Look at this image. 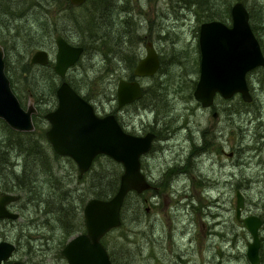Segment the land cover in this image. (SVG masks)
Instances as JSON below:
<instances>
[{
	"label": "rangeland",
	"instance_id": "obj_1",
	"mask_svg": "<svg viewBox=\"0 0 264 264\" xmlns=\"http://www.w3.org/2000/svg\"><path fill=\"white\" fill-rule=\"evenodd\" d=\"M209 1L201 5L196 2L186 4L182 0L131 1L139 21L144 24L142 33L153 40L160 58L159 69L151 76L140 78L146 93L135 102L117 108L115 85L117 79L126 76L130 69L111 53L105 55V49L101 53L85 54L80 63L68 70L73 81L82 86L80 92L99 114L115 113L130 132L140 134L153 130L156 133L151 149L141 157V169L152 181V187L127 195L124 220L107 238L108 244H117L120 264H202V256L203 264H214L207 262L212 250L207 246L211 242L236 255L229 256L226 264H246L239 253L245 249L244 239H248V234L241 221L234 223L232 219L234 188L243 193L244 212L264 216L262 69L254 68L246 75L252 95L250 101H244L239 94L225 100L216 96L210 107H202L192 94L199 73V25L208 18L209 7L212 11H223L226 16L228 1L232 4L235 0ZM241 1L251 13L250 25L254 24L260 46L264 47V0ZM230 21L231 17L227 23ZM143 43H140L141 55ZM48 49L53 62L55 44ZM108 85L114 95L106 93ZM24 86L21 84L22 104L27 106L33 99L27 95ZM213 111H217L216 116ZM47 126L44 118L43 130ZM230 151L231 155L228 154ZM117 167L122 170L121 165ZM61 169H71L68 159L61 160ZM77 173L76 169L72 186L85 184L81 181L85 177L77 178ZM138 201L142 210L136 208ZM13 210L18 211V208ZM33 214L20 215L16 224L0 222V236L20 235L21 224L35 218ZM221 219L224 221L217 222L218 225L229 226H225V235L221 236L225 241L218 240L219 243L203 234L200 222L209 223L216 229V221ZM229 223L233 224L236 235L228 233ZM238 236L239 244L235 249H228L226 246L232 240L225 246L226 239ZM103 238L102 243L106 240ZM29 239L22 237L12 258L4 264H11L14 259H20L24 264H67L60 253L62 246L57 247L54 240L49 239L42 245L41 237L31 235ZM33 243L37 249L29 254L27 250Z\"/></svg>",
	"mask_w": 264,
	"mask_h": 264
},
{
	"label": "trees",
	"instance_id": "obj_2",
	"mask_svg": "<svg viewBox=\"0 0 264 264\" xmlns=\"http://www.w3.org/2000/svg\"><path fill=\"white\" fill-rule=\"evenodd\" d=\"M131 1L86 0L75 6L69 0H0V44L5 51L6 73L21 102L24 100L21 84H24L27 95L43 107L40 112L34 114L35 129L31 131L16 130L0 118V191L19 195L16 205L19 217L28 216V213L33 211L36 215L21 224L23 227L20 235L1 236L7 239L15 238L16 241H13L17 248L22 237L29 241L31 235L43 238L42 245L52 239L57 247H63L71 235L85 230L82 214L84 203L90 197L106 198L113 194L122 171L117 167L121 165L119 162L106 154H99L82 175L85 178L81 181L85 184L72 186L74 171L77 169L74 160L67 155L57 154L52 149L42 127L46 106L52 108L56 104L55 89L61 78L53 70L51 60L43 65L31 64L30 56L36 49L50 48L55 35L60 34L69 42L83 46V52L75 64L80 63L85 54L101 53V50L105 49V55L108 52L113 56L117 55L129 67L130 70L124 77L131 79L134 77L132 71L135 63L141 56L140 43L152 40L150 36L145 37L142 33L144 24L139 21L138 12L130 4ZM182 1L186 4L196 2L197 5L206 2ZM230 3L231 1H228L226 6V16L223 11H212L209 7L207 20L217 17L228 22ZM249 16L252 18L250 12ZM251 27L255 33L254 24ZM261 49L264 54L263 45ZM258 68L264 73L263 67ZM66 80L84 97L80 92L82 86L73 81L72 74L66 75ZM105 89L108 95H114L111 85ZM145 93L146 90L143 96ZM63 158L68 159L71 169H61ZM131 193L134 191H129L127 195ZM124 202L125 199L120 210L121 223L125 217ZM141 207L138 201L136 208L142 210ZM17 219L9 218L5 222L13 223ZM120 225L103 235L106 239L103 244L114 264H120L117 258L119 248L115 242L108 244L110 240L107 241V238L110 233L118 230ZM48 231L50 232L46 236ZM36 249V243H33L27 252L31 254ZM29 257L31 258L30 255Z\"/></svg>",
	"mask_w": 264,
	"mask_h": 264
},
{
	"label": "water",
	"instance_id": "obj_3",
	"mask_svg": "<svg viewBox=\"0 0 264 264\" xmlns=\"http://www.w3.org/2000/svg\"><path fill=\"white\" fill-rule=\"evenodd\" d=\"M86 0H69L72 5H81ZM230 23L214 18L200 23L198 47L200 52L199 73L193 88V97L201 106L213 103L219 93L229 98L240 93L244 101L251 100L246 75L255 67L264 68V54L250 22L249 12L242 1L230 6ZM55 51L52 68L61 78L55 89L56 104L45 112L48 121L45 136L52 149L71 157L78 169L77 177L89 169L98 154H106L122 165L118 186L106 198L90 197L83 205L85 230L71 235L60 249L67 264H114L101 237L120 225V210L129 191L140 193L151 187V182L141 169L140 157L151 146L154 132L143 135L125 130L113 113L99 115L91 102L86 100L65 79L67 69L74 65L83 52V46L74 44L57 34L54 37ZM144 53L133 68L134 78L120 77L115 86L118 107L131 103L143 95L139 77L153 75L160 66L158 52L152 40L144 42ZM50 54L45 48L35 50L31 63L46 64ZM33 103L24 106L14 91L5 70L4 48L0 44V118L10 127L31 131L35 129ZM19 198L15 193L0 194V218L15 219L19 212L8 207L10 201ZM243 195L236 191V217L243 207ZM243 225L251 234L246 255L251 264H260L258 228L261 218L255 214L241 217ZM17 245L12 240L0 241V264L12 258ZM12 264H24L15 259Z\"/></svg>",
	"mask_w": 264,
	"mask_h": 264
},
{
	"label": "flooded vegetation",
	"instance_id": "obj_4",
	"mask_svg": "<svg viewBox=\"0 0 264 264\" xmlns=\"http://www.w3.org/2000/svg\"><path fill=\"white\" fill-rule=\"evenodd\" d=\"M54 44H55V40H54ZM55 48H56V46H55ZM37 50V49H36ZM48 52H49V54H50V51H49V49H46ZM32 55V54H31ZM30 58H31V56H30ZM4 59H5V51H4ZM51 60V59H50ZM31 63V62H30ZM31 64H41V63H31ZM47 64V63H46ZM53 64V63H52ZM43 65V64H42ZM6 66V65H5ZM73 66V65H72ZM72 66H70L68 69H67V71H66V74H65V79H66V75H68V70L72 67ZM255 68H257V67H255ZM5 70H6V67H5ZM250 72V71H249ZM132 78H134V77H132ZM140 78H142V77H139L138 79H139V81H140ZM246 80H247V78H246ZM140 83H141V81H140ZM247 84H248V81H247ZM142 85V84H141ZM248 86H249V84H248ZM250 90V89H249ZM235 94H239L240 95V93H235ZM235 94H233V95H235ZM232 95V96H233ZM216 96H220V97H222L219 93H216L215 94V96H214V98L216 97ZM241 97V96H240ZM230 98V97H229ZM251 98H252V95H251ZM57 99V98H56ZM86 99V98H85ZM226 98H224V97H222V100H225ZM86 100H88V99H86ZM57 101V100H56ZM89 101V100H88ZM135 101H137V100H135ZM135 101H133V102H135ZM214 101V100H213ZM33 102V104H34V106L36 107V109H37V111L36 112H34L33 113V116H34V114L35 113H37V112H40L42 109H43V107H42V105L40 106V105H38V103H36L35 101H32ZM90 102V101H89ZM132 103V102H131ZM92 104V103H91ZM128 104H130V103H128ZM213 104V103H212ZM211 104V105H212ZM93 105V104H92ZM117 105V104H116ZM210 105V106H211ZM123 106H125V105H123ZM123 106H121V107H123ZM210 106H207V107H210ZM51 107V106H50ZM93 107H94V105H93ZM121 107H118L117 106V108H121ZM203 107V106H202ZM52 108H54V106L52 107ZM52 108H49V109H46L45 108V112H47L48 110H50V109H52ZM94 109H95V107H94ZM95 111H96V109H95ZM45 112H44V114H45ZM97 112V111H96ZM108 113H110V112H108ZM111 113H113V112H111ZM44 114H43V117L45 118V116H44ZM97 114H99L98 112H97ZM104 114H106V113H104ZM104 114H99V115H104ZM114 115H115V117H116V114L115 113H113ZM217 115V111H213V116H216ZM117 118V117H116ZM45 120H46V118H45ZM118 120V119H117ZM47 121V120H46ZM48 122V121H47ZM119 122V121H118ZM120 123V122H119ZM120 125L123 127V125H122V123H120ZM48 127V126H47ZM124 128V127H123ZM125 129V128H124ZM125 130H127V129H125ZM128 131V130H127ZM148 131H152V132H154L153 130H147V131H145L144 133H140V135H143V134H145L146 132H148ZM130 132V131H129ZM135 134H139V133H135ZM154 137H153V139H152V142H151V146H150V149H151V147H152V144H153V141H154V139H155V136H156V133L154 132ZM149 149V150H150ZM148 150V151H149ZM147 151V152H148ZM221 151L223 152L224 150L223 149H221ZM146 152V153H147ZM231 151L230 152H228V154L229 155H231ZM58 154V153H57ZM61 155V154H60ZM99 155V154H98ZM144 154H142L141 155V157L143 156ZM141 157H140V163H141ZM0 158H1V156H0ZM16 162H18L17 160H16ZM78 170V169H77ZM149 181L151 182V187H152V181L149 179ZM235 190H234V194H235V202H234V205H233V210H234V217L232 218L233 219V221H234V223L236 222L235 220H238V221H241V217L242 216H245V215H249V214H254V213H251V212H244L243 211V207H242V209H241V214H240V217L239 218H237L236 217V209H235V203H236V191L237 190H240L239 188H234ZM240 192H241V190H240ZM2 193H6V192H4V191H0V194H2ZM12 193V192H11ZM242 193V192H241ZM242 195H243V193H242ZM17 200L18 199H16V200H13V201H10L7 205H8V207L10 208V209H12L13 210V208L14 207H16L17 208ZM243 203H244V196H243ZM244 206V205H243ZM17 211V210H16ZM255 215H257V214H255ZM260 218H261V225L259 226V228H258V235H259V240H260V244H259V248H258V255H259V262H260V264H264V216L262 217V216H260V215H258ZM19 217V216H18ZM17 217V218H18ZM7 219H9V218H0V222H5ZM227 220H231L230 218H227ZM222 221H224L223 219H221V220H219V221H216V223L218 222V223H220V222H222ZM242 222V221H241ZM218 223H217V226H218V228H216V229H214L213 228V225H211V224H209V223H204L203 221H201L200 222V229H201V231L203 232V234H207V236H209V237H211L210 239H216V241H218V240H222L223 242L225 241V240H223V239H221V236L223 235H225V233L223 232V231H225V226H229V225H218ZM215 224V223H214ZM230 224V232H228V233H232L233 235H236L235 233H233V224L232 223H229ZM244 226V225H243ZM244 228H245V230H244V232L245 233H247L248 234V239L246 240V239H244V244H245V249L243 250V252L242 253H239V256L241 255V256H243L244 257V260H245V263L246 264H251L250 263V261H249V259H248V257H247V255H246V248H247V244H248V242L249 241H251V234H250V232L248 231V229L244 226ZM220 231H222V234L220 233ZM220 237V238H219ZM224 238V237H223ZM5 239H7V238H2L1 236H0V241L1 240H5ZM7 240H11V239H7ZM227 241H226V243H225V246H226V244H227V242L229 241V240H232V242H228V245L226 246L228 249L229 248H233L234 247V249H235V247H236V244L238 245L239 243H238V240H239V236L236 238V237H234L233 239H231V238H228V239H226ZM13 241V240H12ZM219 243H220V241H218ZM213 243V244H212ZM221 244H223V243H221ZM209 248H212V250L210 251L211 253H210V255H209V257H207V262H209V263H211L212 261L214 262V264H226V261L225 260H227L228 259V257L230 256H232V257H235L236 255L235 254H233L232 253V251H229V252H227V250L225 249H222L221 248V246L220 245H216L214 242H211L208 246H207V249H209ZM230 254V255H229ZM238 256V257H239ZM225 258V259H224ZM11 259V258H10ZM10 259H7V260H5L4 262H6V261H8V260H10ZM224 259V260H223ZM15 260V259H14ZM13 261V260H12ZM12 261H11V264H12ZM4 262H3V264H4ZM201 262H202V264L204 263V258H203V256L201 257Z\"/></svg>",
	"mask_w": 264,
	"mask_h": 264
},
{
	"label": "bare ground",
	"instance_id": "obj_5",
	"mask_svg": "<svg viewBox=\"0 0 264 264\" xmlns=\"http://www.w3.org/2000/svg\"><path fill=\"white\" fill-rule=\"evenodd\" d=\"M112 6V5H111ZM116 6V5H115ZM73 7V6H72ZM113 7V6H112ZM114 8H117V7H114ZM200 8V7H199ZM208 9V8H207ZM199 10V9H198ZM111 11V10H110ZM113 11V10H112ZM201 12V11H200ZM228 14V13H227ZM166 16V15H165ZM202 16V15H201ZM210 16V15H209ZM167 17V16H166ZM229 17V16H228ZM133 18V17H132ZM168 18V17H167ZM200 18V17H199ZM198 18V19H199ZM217 18V17H216ZM131 19V18H130ZM135 19V18H134ZM133 19V20H134ZM201 19V18H200ZM221 19V18H220ZM207 20V19H206ZM225 22V21H224ZM125 23V22H124ZM123 23V24H124ZM130 24V23H129ZM134 25V24H133ZM126 26V25H125ZM123 27V26H122ZM130 28V27H129ZM117 29V28H116ZM118 30V29H117ZM121 30V29H120ZM124 30V29H123ZM110 32H112V31H110ZM127 32V31H126ZM125 33V32H124ZM130 33V32H129ZM135 33V32H134ZM107 34H108V31H107ZM117 34V33H116ZM113 35V34H112ZM119 35H120V33H119ZM137 35V34H136ZM109 36H110V34H109ZM123 37V36H122ZM136 38V37H135ZM138 38V37H137ZM111 39V38H110ZM122 40V39H121ZM123 41V40H122ZM125 41V40H124ZM123 41V42H124ZM133 41H136V40H133ZM111 42H112V40H111ZM121 42V41H120ZM121 44V43H120ZM130 44H131V42H130ZM136 44V43H135ZM134 45V44H133ZM132 45V46H133ZM115 46H117V45H115ZM118 47H119V45H118ZM126 47V46H125ZM134 48V47H133ZM120 51V50H119ZM121 51H123V50H121ZM124 51H126V50H124ZM115 56V58H118L117 60H119V56H117V55H114ZM122 60V59H121ZM143 88V87H142ZM143 93H144V88H143ZM125 105H128V104H125ZM109 187H111V186H109ZM111 189V188H110ZM11 203V202H10ZM56 203V202H55ZM61 204V203H60ZM57 205V204H56ZM67 205V204H66ZM63 206V205H62ZM64 207V206H63ZM58 208V207H57ZM66 209H67V207H65ZM36 211H38L37 209H36ZM34 212V211H33ZM34 215V214H33ZM33 217V216H32ZM44 222V221H43ZM230 255V254H229ZM225 259V258H224ZM223 259V260H224ZM226 261V260H225Z\"/></svg>",
	"mask_w": 264,
	"mask_h": 264
}]
</instances>
